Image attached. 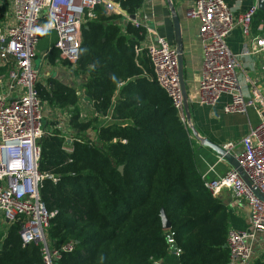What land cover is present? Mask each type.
Returning a JSON list of instances; mask_svg holds the SVG:
<instances>
[{"label":"trees","instance_id":"16d2710c","mask_svg":"<svg viewBox=\"0 0 264 264\" xmlns=\"http://www.w3.org/2000/svg\"><path fill=\"white\" fill-rule=\"evenodd\" d=\"M146 2L120 1L121 14L136 15ZM7 12L0 0V26ZM121 14L97 6L83 28L73 72L78 87L56 79L49 80L50 89L38 87L50 110L71 114L76 135L71 153L58 130L39 142V171L46 176L40 195L54 214L48 239L55 250L75 245L72 252L61 251L56 264H157L173 245L181 264H229V208L204 187L197 143L156 82L142 46L147 30L132 22L122 29L116 23ZM253 25L264 32V11L258 10ZM60 55L52 48L45 58L54 63ZM11 68H0V76ZM108 115L111 121L104 125ZM89 131L95 139L85 140ZM21 224L0 236V264H45L40 246L23 245ZM252 264H264V254Z\"/></svg>","mask_w":264,"mask_h":264},{"label":"built area","instance_id":"2783aa9c","mask_svg":"<svg viewBox=\"0 0 264 264\" xmlns=\"http://www.w3.org/2000/svg\"><path fill=\"white\" fill-rule=\"evenodd\" d=\"M120 1L124 0H1L8 12L0 26V64L12 68L7 75L8 90L0 89V214L9 226L22 220L19 234L23 245L40 246L45 264H56L60 252H72L75 245L69 242L55 250L48 239L47 231L54 214L48 211L40 195L46 176L39 171V142L58 130L63 135L66 150L71 153L75 138L67 111L66 119L59 109L50 110L47 117L46 104L38 89L42 84L41 64L38 66L36 62L37 46L42 35L53 32L56 37L53 48L75 68L82 49L83 28L94 18L96 7L121 14ZM257 12L256 5L236 19L226 0H197L187 10V18L199 23L198 36L203 50L199 83L201 104L214 106L227 97L224 112L231 115H245L256 107L255 98L245 94L238 73L241 56L230 50L228 38L238 26L245 37H249ZM133 23L142 26L138 21ZM254 41L253 52L246 55H264V36ZM146 50L156 82L172 100L186 125L177 49L158 38L147 45ZM44 87L50 89L51 86ZM261 101L264 103L263 98ZM241 145L242 150L235 157L250 185L233 167L214 179L202 175L204 187L215 197L224 190H231L233 196L249 208L251 229L229 232V264H252L254 241L258 234H264V201L253 190L257 189L264 196V114ZM236 146L229 143L224 148L233 153ZM175 254L179 256V250Z\"/></svg>","mask_w":264,"mask_h":264},{"label":"crops","instance_id":"0c3cea01","mask_svg":"<svg viewBox=\"0 0 264 264\" xmlns=\"http://www.w3.org/2000/svg\"><path fill=\"white\" fill-rule=\"evenodd\" d=\"M196 1L197 0H147L141 11L136 14L138 17L137 21L140 22L142 26L147 30L146 38L142 43V46L146 49V46L149 45L151 42L153 43L158 38H163L171 46L177 48L171 13V6H173L179 17L181 25L183 56L185 63V77L189 98L191 100V113L193 124L198 129L199 133L203 138H207L216 144L222 145L224 147L229 143H236L237 146L233 150V153L235 155L236 153L242 150V140L250 132L251 129L256 127L258 123H260L263 114L260 113V111L256 108L257 105L256 107L249 109V111L245 115L226 114L224 112V107L228 102L227 97H223L221 101L214 106L203 105L199 102V83L203 64V50L201 41L198 36L199 23L197 21H192L187 18V10L192 7L196 3ZM226 1L231 6L236 19L238 18V16L245 13L248 9L257 5V0ZM109 14L113 15L116 13ZM121 15H123L122 20L117 21L116 23L120 27H122V29L126 28L128 22H134L130 19V15H127L126 13ZM262 32L263 31L261 27L255 29L254 25H252L250 36L245 37L241 27L238 26L228 38V46L230 50L234 54L241 56V67L238 73L240 76L241 83L244 87L245 94L249 98H255V100L257 99V97H259L258 94L260 95L261 93H264V55L257 54L247 56L246 53L253 52L252 49L255 45L254 40L256 37H263L264 32L263 35ZM44 38H46V36L42 39ZM51 50L52 49H50V51ZM46 53L43 56L44 59L46 57ZM243 55H246L247 57H242ZM36 60L39 61L38 58ZM42 62H44V60L41 61V66L43 64ZM43 67L40 69V84H42V86L47 84L50 85L49 81L46 83L45 81H43L45 80L42 75ZM0 68L3 69L4 67H2L0 64ZM6 74L8 75V72ZM8 86L9 82L7 76L2 80L0 76V89L2 90L4 87H6L7 89ZM122 87L123 86H120L119 91L117 92L113 102H116L120 97ZM254 92H257L258 94ZM78 95H80V92H78ZM80 107L81 109H86L88 114L92 112V108L87 104L86 101L81 100ZM59 112L61 116L65 118L66 113L68 111ZM239 116L245 118L246 126L236 138H233L231 134L228 135L227 133L229 130H232L234 124L238 123L232 120L229 121L228 118ZM83 117H85V114H83ZM110 121V115H108V117H102V123L104 125ZM87 135L90 138L95 139L94 132L89 131ZM73 136L75 138L76 135L74 134ZM192 138L194 139L193 135ZM196 143L197 145L195 153V162L197 170L201 175H207L208 178L214 179L224 175L232 168V166L227 161L223 160L211 149L202 147L197 141ZM217 197L222 203H224L229 208L231 230L251 229L249 208L247 207L245 202H241L236 199L233 196V192L231 190H224ZM0 220H3L1 214ZM1 245L2 241L0 242V246ZM254 251L255 256L253 262L256 261L258 258H261L264 254V234L257 235L254 241ZM157 264L181 263L179 260V256L171 252L169 256H167L164 260L158 262Z\"/></svg>","mask_w":264,"mask_h":264},{"label":"water","instance_id":"95a60500","mask_svg":"<svg viewBox=\"0 0 264 264\" xmlns=\"http://www.w3.org/2000/svg\"><path fill=\"white\" fill-rule=\"evenodd\" d=\"M172 5V3H171ZM171 13H172V21L175 31V37L177 42V54H178V61H179V72H180V82H181V88H182V95H183V102H184V111L186 116V126L191 131V134L193 135L195 141L200 143L202 147L211 149L213 152H215L219 157H221L223 160L227 161L235 170H237L244 180L250 185V182L248 181L247 177L245 176L243 169L239 165L235 155L229 151H227L222 145L216 144L212 142L211 140L207 138H203L201 134L199 133L198 129L193 124L192 120V113H191V100L189 98V93L187 89L186 84V77H185V63H184V56H183V43H182V34H181V25L179 17L173 8L171 6ZM257 8L259 11H264V0H257ZM130 19L132 21H137L138 17L137 15H130ZM44 36L42 35L40 39H42ZM6 46V45H4ZM124 167H119V172L123 173ZM257 197H259L261 200L264 201V196L257 190L253 189ZM163 224L166 229L171 228V224L166 217V215L162 216ZM227 248V245H226ZM178 248L176 245L172 246V253H177Z\"/></svg>","mask_w":264,"mask_h":264},{"label":"rangeland","instance_id":"374dc122","mask_svg":"<svg viewBox=\"0 0 264 264\" xmlns=\"http://www.w3.org/2000/svg\"><path fill=\"white\" fill-rule=\"evenodd\" d=\"M262 35H263V32H262ZM55 41H56V38H55L54 33L53 32H47L46 38L41 39L39 41L38 46H37V58L39 59V61L36 60L37 65L39 66L41 64V61L44 60V62H42L43 63L42 66H41V68L44 66L43 71H42V75H43V78L45 80H43V81H45V83H46L50 79H56V80H59L66 85H69V86L75 85V87H78V83L76 82V76L73 73L76 68L73 69L70 62L63 59L61 55H60V58L57 59L54 63L49 62V60H47L46 58L45 59L43 58L44 54L46 52L50 51V49H52ZM6 76H7V74H4V73L1 74V80L4 79ZM4 88H6V87H4ZM261 94L259 95L260 97H257L258 100L256 99L258 101L256 103V105H257L256 108L260 111V113L264 114V103L261 101L262 98L264 99V93H261ZM62 110H63V112L66 111L64 109H62ZM49 111H50V108L46 104L47 117L49 116L48 115ZM228 120L229 121L232 120V121H235L238 123V124H234L232 130H229L227 133L228 135L231 134L233 136V138H236L238 136V134L240 132H242V130L246 126L245 118H243L242 116H239V117L228 118ZM90 139H93V138H90L88 135H87V138H85V140H90ZM118 171H119V168H118ZM2 219L3 220H0V235L6 234L8 228H9V225L6 222V220H4L3 217H2ZM1 231H2V233H1Z\"/></svg>","mask_w":264,"mask_h":264}]
</instances>
